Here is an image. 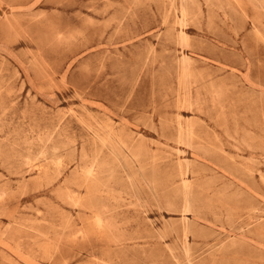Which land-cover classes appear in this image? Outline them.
Listing matches in <instances>:
<instances>
[{"label": "rangeland", "instance_id": "rangeland-1", "mask_svg": "<svg viewBox=\"0 0 264 264\" xmlns=\"http://www.w3.org/2000/svg\"><path fill=\"white\" fill-rule=\"evenodd\" d=\"M0 264H264V0H0Z\"/></svg>", "mask_w": 264, "mask_h": 264}]
</instances>
